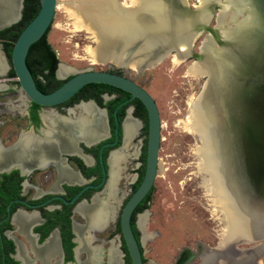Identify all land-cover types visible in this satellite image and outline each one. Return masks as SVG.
Returning a JSON list of instances; mask_svg holds the SVG:
<instances>
[{
	"label": "flooded vegetation",
	"instance_id": "1",
	"mask_svg": "<svg viewBox=\"0 0 264 264\" xmlns=\"http://www.w3.org/2000/svg\"><path fill=\"white\" fill-rule=\"evenodd\" d=\"M56 66L53 73L57 78ZM109 72L118 74L115 69L109 70ZM6 78L0 80V132L6 129L5 134L3 135L1 132L0 135V150L3 154L0 159V264H42L41 258L48 252L51 253L46 255V264H86L90 248L98 245L99 260L97 259L95 264H110L109 258L112 254L117 255L119 264H129L121 241L117 215L122 203L138 185V180L135 177L142 173L145 145L144 156L141 155V152L138 155L139 160L143 162L140 164V168H128L133 171L134 179L130 183L127 196L123 202H112L117 209L116 227L114 229L118 233V243L113 240L108 241V238L103 239L96 236L99 233L97 229L88 230L86 227L87 219L79 208L89 207L93 205L95 200L106 199V186L111 178L110 158H113L121 150L125 151L123 125L126 119H131L139 124L136 132L140 130L141 122L146 123L144 107L135 98L127 99L126 93L108 88L102 89L97 94H88L84 90L75 91L67 100L58 105L40 107L37 103L34 105V103L25 100L21 94L7 92L12 88L8 87ZM66 78L58 79L65 80ZM16 84H13L15 88H17ZM82 105H90L97 114L94 119L87 116L93 120V125H96L95 135L90 139L79 136L72 131V135H70L73 139L68 143V149H65L64 145L61 148L54 146L55 148L49 149L50 153L44 154H54L52 158L42 155L39 148L37 151H30L29 158L25 160V163H21L24 158H10L9 154L16 151V148L22 143L21 140L27 135L35 142L37 141L36 143H41V140L45 138L50 140L51 136L47 134L49 126L45 115L50 113V115L59 118H67L65 121L70 123L68 117L75 116L77 109ZM43 121L46 123L42 124ZM8 126L13 127L12 138L7 131ZM62 131L68 130L64 128ZM57 132V137L63 139L60 131L57 130ZM135 136L136 134L128 141L129 144L133 143ZM18 137L16 147L9 152V146ZM129 149L128 152L132 155L119 162L121 173L118 180L126 181V176H129L123 165L131 163L130 161L136 156L134 155L136 148L132 146L131 151ZM8 161L9 163H6ZM39 164L42 167H39ZM117 184L118 181L116 183V196L120 201L126 191L118 188ZM200 186L202 185L200 184ZM152 187L153 184L134 208L139 207L142 203L147 206V203L150 202ZM133 210L129 219L133 234L134 230L138 234L136 241L141 252L139 227L143 228L144 219L141 214L137 217L138 211ZM74 216L82 219V222L73 219ZM103 231L104 229L100 233ZM142 234L145 239L150 240L153 233L149 234L143 231ZM88 235L90 242L87 240ZM84 240L85 243H83ZM97 242L108 243L104 253L101 252V246ZM258 244L259 241L241 250L235 248L234 250L238 251L237 254L235 251H230L233 252V255L228 254V259L230 260L232 256L238 259L236 260L237 263L229 261L228 264H244L246 261L250 264H260L258 256L261 255L263 249L257 251ZM117 246L121 247V255ZM217 246V243L210 246L202 241L194 240L189 247L182 245L169 264H219L218 260H222V257H219L221 255L216 257L215 254H211L210 258H203L208 249L211 251ZM49 249L50 251H48ZM80 254L83 255V259H79L78 255ZM238 254L240 255L237 257ZM121 256H124L126 261ZM202 259L204 260L202 261ZM143 261L142 257V263ZM149 264L156 263L151 261Z\"/></svg>",
	"mask_w": 264,
	"mask_h": 264
},
{
	"label": "bare ground",
	"instance_id": "2",
	"mask_svg": "<svg viewBox=\"0 0 264 264\" xmlns=\"http://www.w3.org/2000/svg\"><path fill=\"white\" fill-rule=\"evenodd\" d=\"M172 1L176 2L172 3ZM198 1L200 4L195 7H198L200 12L196 13L198 14L196 18L178 13L182 6L187 7L186 0H127V3L119 0H59L58 4L56 2V6L57 9L60 8L62 2V7L69 16L74 18V28L86 30L93 36L96 46L88 51L94 61H112L120 66L134 67L139 71L151 68L167 55L173 54L172 59L175 62H179L181 58L187 55L190 44L197 36L190 24L192 20L193 22L197 20L208 21L210 13L207 9L213 0ZM244 2L223 0V4L216 14V25H214L220 34L225 35L228 32L232 18L236 17V14L244 8L246 4ZM228 37L230 38V33ZM213 45L210 43L209 37L206 36L199 48L203 57L201 60L191 63L187 69L191 75H206L207 79L199 95L192 101L190 100L189 113L183 121L182 127L187 132L190 131V133L199 135L201 145L198 146L197 153L200 161L196 166H199V170L206 173L203 175V179L209 185L212 198L218 206H221V211L224 214V235L217 248L211 251L208 249L203 258L205 259L211 254H215L216 257L221 255L219 257H222V264H228L229 261L236 262L238 259H235L234 256H232L233 258L230 257V260L228 259V254L233 255V252H230L233 251L231 243L239 240L249 241V239L259 237L264 226L260 224L258 213L254 209L246 207V210H243L238 191L231 185L229 173L225 166V144L221 140L224 135L220 131L222 123L219 119V113L213 109L215 106L218 107L214 104V98H218L222 94L219 86L220 71L214 58L216 49L213 48ZM170 49L172 50L168 54ZM249 62L251 61H246V63ZM5 66L0 55V76L5 73L3 70ZM71 72L73 69L69 71L67 66L59 65V74L64 75ZM74 115L68 117L70 123L65 121L67 118H59L50 115V113L45 115L49 126L47 134L51 136L50 140L45 138L41 140V143H36L37 141L35 142L27 135L21 140L22 143L16 148V151L9 154L10 158L20 157L24 158L25 161L29 158L30 151H37L38 148L42 155L50 153V150L55 148L54 146L61 148L64 145V148L68 149V143L73 139L71 137L72 131L79 136L86 137V139L95 135L96 125H93V120L88 117L94 119L97 114L90 105L80 106ZM138 125L131 119H126L123 125L125 151L121 150L113 158H110L111 178L106 186V199L95 200L93 205L79 208L87 219V226H85L88 230L97 229L100 232L114 219L115 204L112 202H120L116 196V183L121 173L119 162L132 155L128 152L130 143L128 141L136 134ZM64 128L68 131L63 132ZM57 130L60 131L63 139L57 137ZM1 153L0 150V159L3 157ZM134 155H136V151ZM44 156L52 158L54 154ZM45 157L44 159H46ZM126 178L128 179L129 176ZM77 229L79 230V228ZM89 239L88 235L87 240ZM98 246L90 248L86 264H95L99 258ZM49 253L51 252L46 255ZM46 255L41 258L42 264L47 263ZM116 256L111 255L110 264H119ZM241 257L243 258V256Z\"/></svg>",
	"mask_w": 264,
	"mask_h": 264
},
{
	"label": "water",
	"instance_id": "3",
	"mask_svg": "<svg viewBox=\"0 0 264 264\" xmlns=\"http://www.w3.org/2000/svg\"><path fill=\"white\" fill-rule=\"evenodd\" d=\"M240 1H245L246 4L236 14V17L232 18L225 35L220 34L214 24L208 26V21L193 22L192 20L190 27L193 32L197 33L196 38L202 33L203 37L208 36L210 43L214 44L213 48L216 49L214 58L220 71L219 86L222 94L218 98H214V104L218 107L215 106L213 109L219 113L222 123L220 131L224 135L221 140L225 144V166L231 185L238 191L243 210L245 211L246 207L254 209L258 213L260 224L264 226V0ZM175 2L172 1V3ZM22 3L23 0H0V30L17 22ZM222 4L223 0L210 2L207 9L210 13L209 18L211 13H214L215 16ZM55 5L56 0H38V8L34 15L25 23L10 47L9 68L13 71L20 94L29 102L37 103L40 107L58 105L83 85L92 83L114 87L126 93L127 99L135 98L142 104L146 112L144 164L140 181L120 206L117 219L121 241L129 264H143L129 217L135 205L151 189L157 168L160 120L156 104L134 81L109 71L74 70L68 78L52 90L39 91L34 85L27 65H25L24 57L28 46L36 42L49 28ZM196 5L198 6L195 4L190 8L182 6L178 13L196 18L198 16L196 13L200 12V9L195 7ZM229 33L230 38L228 37ZM191 46L190 44V50L183 58L190 55L195 61L201 60L203 56L199 48L193 52ZM171 50L168 51V54ZM247 60L251 62L246 63ZM4 65L6 64L4 63ZM56 65L55 73L59 79L69 74H59V65L58 63ZM3 70L4 72L7 70V65ZM206 79L207 76H204L203 83ZM45 123L43 121L42 124ZM18 139L19 137L9 146L8 151L16 147ZM21 163H25V161ZM39 167L42 165L39 164ZM144 213L143 210L141 215L143 216ZM139 230L141 233L143 232L141 227ZM260 239L262 242L257 245V251L264 247V228L259 237H254L249 241Z\"/></svg>",
	"mask_w": 264,
	"mask_h": 264
},
{
	"label": "rangeland",
	"instance_id": "4",
	"mask_svg": "<svg viewBox=\"0 0 264 264\" xmlns=\"http://www.w3.org/2000/svg\"><path fill=\"white\" fill-rule=\"evenodd\" d=\"M58 1L56 0L57 4ZM119 1L127 3V0ZM186 3L189 8L195 4H200L198 0H186ZM61 4L63 5L62 2ZM56 5V9H53L45 40L50 45L49 47L59 65L67 66L69 71L70 69H73V71L86 69L109 71L115 69L118 74L141 86L156 104L160 120L158 161L153 178L150 202L147 203L144 209L142 228L145 233L153 234H151L150 240L145 239L142 233L140 234L139 241L141 256L144 259L143 264H149L151 261L156 264H169L182 245L189 247L194 240L202 241L210 246L216 245V243L219 245L224 235V214L221 211V206H218L212 198L209 185L203 179V175H206V173L199 170V166H196L200 161L197 148L201 145V140L198 134L187 132L182 127L183 121L189 113L190 100L192 101L199 95L206 75H199V77L187 72L188 67L195 61L190 55L181 58L179 62L172 59L173 54L167 55L151 68L139 71L131 66L122 67L112 61H94L88 51L96 46L93 36L86 30L75 29L73 25L74 18L69 16L62 5L58 9ZM211 14L207 22L208 26L216 25L217 13L215 16L214 13ZM203 35V33L198 35L191 43L193 52L201 47V43L206 37H203ZM0 55L7 65V70L0 76V80L7 77V85L12 88L7 92L20 94L13 85L16 81L15 78L9 76L10 68L8 59L1 49V39ZM69 75L70 73L62 78ZM141 123V129L136 132L133 143L129 144L130 149L135 146L136 156L130 161L131 163L123 165L125 172L129 173V178L126 181L118 180L117 187L126 191L120 202H123V199L127 196L130 183L134 179L133 171L128 168L138 169L141 166L140 164L143 163L138 158L139 152H141V155L143 154L145 145V123ZM7 131H9L10 138H12L13 127L8 126ZM1 132L4 135L6 129ZM135 178L137 180L138 177ZM142 211H138L137 217ZM116 213L117 209H115L114 221L96 236L103 239L108 238V241L113 240L118 243V233L114 229L116 227ZM73 219L82 222V219L77 216H74ZM258 241L262 242L261 239ZM256 242L255 240L248 242L235 241L231 243L233 246L231 249L233 251H235V248L241 250L252 246ZM97 243L100 244L101 252L104 253L108 243ZM147 248L150 250L148 251ZM117 249L121 255V247L117 246ZM237 253L238 251H235V254ZM78 257L79 259L84 258L82 254ZM258 258L260 264H264V247ZM123 259L126 261L125 258ZM218 263L222 264L221 260ZM244 264H248L247 261Z\"/></svg>",
	"mask_w": 264,
	"mask_h": 264
},
{
	"label": "trees",
	"instance_id": "5",
	"mask_svg": "<svg viewBox=\"0 0 264 264\" xmlns=\"http://www.w3.org/2000/svg\"><path fill=\"white\" fill-rule=\"evenodd\" d=\"M22 5L23 6L20 9V17L17 20V22L0 30L1 49L6 55L7 59H8L10 47L15 41L17 35L24 27L25 23L34 15L36 9L38 8V0H23ZM47 31L40 38H38L36 42L28 46L24 57L25 65H27L32 75V78L35 83L34 85L41 92H48L51 89L55 88L56 86L60 85L64 81V80H58L54 76L53 72L56 66L55 65L56 58L54 56L53 51L49 47L50 45L45 40V35ZM9 76L14 77L13 71L11 69H9ZM105 88H108L110 90L113 89L114 91L120 92L114 87H109L107 85L95 84V83L83 85L77 91L84 90V92L88 94H97L101 92L102 89ZM143 156H144V151H143ZM140 176L141 173L137 178L138 180L137 184L140 181L139 180ZM144 207L146 206L142 203V205H140L139 207L134 208L133 211H139ZM137 235H138L137 232L134 230L135 238L137 237Z\"/></svg>",
	"mask_w": 264,
	"mask_h": 264
}]
</instances>
